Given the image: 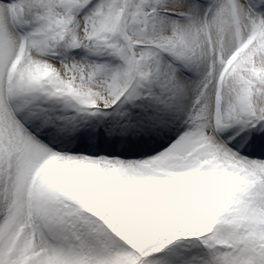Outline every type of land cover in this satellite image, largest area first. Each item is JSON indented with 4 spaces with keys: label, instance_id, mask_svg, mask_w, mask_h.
I'll use <instances>...</instances> for the list:
<instances>
[{
    "label": "snow or ice",
    "instance_id": "obj_1",
    "mask_svg": "<svg viewBox=\"0 0 264 264\" xmlns=\"http://www.w3.org/2000/svg\"><path fill=\"white\" fill-rule=\"evenodd\" d=\"M0 264H264V0H0Z\"/></svg>",
    "mask_w": 264,
    "mask_h": 264
}]
</instances>
